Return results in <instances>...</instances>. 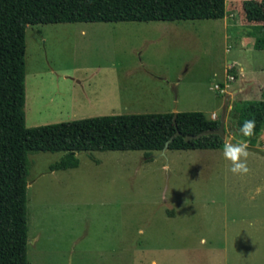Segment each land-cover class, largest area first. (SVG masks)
<instances>
[{"label": "rangeland", "instance_id": "obj_1", "mask_svg": "<svg viewBox=\"0 0 264 264\" xmlns=\"http://www.w3.org/2000/svg\"><path fill=\"white\" fill-rule=\"evenodd\" d=\"M242 2L222 19L28 24L25 125L201 111L264 151L232 112L264 98ZM223 149L78 151L53 171L64 152L29 153L28 264H264V155L248 149L233 174Z\"/></svg>", "mask_w": 264, "mask_h": 264}, {"label": "trees", "instance_id": "obj_2", "mask_svg": "<svg viewBox=\"0 0 264 264\" xmlns=\"http://www.w3.org/2000/svg\"><path fill=\"white\" fill-rule=\"evenodd\" d=\"M253 47L264 49V0H243ZM225 0H0V264H28L27 177L31 152H64L51 171L78 166L76 152L222 149L220 121L201 111L115 114L27 127L25 28L28 24L222 19ZM239 129L264 130V98L235 102ZM252 139L251 141H253ZM251 144V143H250Z\"/></svg>", "mask_w": 264, "mask_h": 264}, {"label": "clouds", "instance_id": "obj_3", "mask_svg": "<svg viewBox=\"0 0 264 264\" xmlns=\"http://www.w3.org/2000/svg\"><path fill=\"white\" fill-rule=\"evenodd\" d=\"M256 121L254 119H246L240 126L239 132L245 137L254 135ZM224 158L230 162V171L233 174H247L248 146L246 143H235L230 141L225 143L223 149Z\"/></svg>", "mask_w": 264, "mask_h": 264}, {"label": "water", "instance_id": "obj_4", "mask_svg": "<svg viewBox=\"0 0 264 264\" xmlns=\"http://www.w3.org/2000/svg\"><path fill=\"white\" fill-rule=\"evenodd\" d=\"M216 132L222 137L224 138V140L227 142V141H230L232 142L233 144H235L236 142H234L232 139H230L229 136L225 135L223 130L219 127ZM248 149L251 150V151H255V152H258L262 155H264V151H262L261 149L255 147V146H248Z\"/></svg>", "mask_w": 264, "mask_h": 264}, {"label": "crops", "instance_id": "obj_5", "mask_svg": "<svg viewBox=\"0 0 264 264\" xmlns=\"http://www.w3.org/2000/svg\"><path fill=\"white\" fill-rule=\"evenodd\" d=\"M235 61L234 63H236V65L238 66V69H239V75H240V79L242 78V76L244 75L245 73V62H243L242 60H233ZM75 82H79V79L76 77L74 79Z\"/></svg>", "mask_w": 264, "mask_h": 264}, {"label": "built area", "instance_id": "obj_6", "mask_svg": "<svg viewBox=\"0 0 264 264\" xmlns=\"http://www.w3.org/2000/svg\"><path fill=\"white\" fill-rule=\"evenodd\" d=\"M227 78H228L229 80H233L234 77H233V75H228Z\"/></svg>", "mask_w": 264, "mask_h": 264}]
</instances>
